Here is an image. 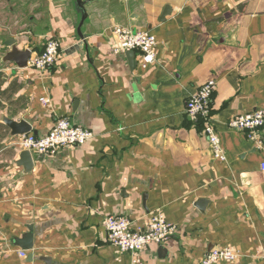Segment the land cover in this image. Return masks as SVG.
Instances as JSON below:
<instances>
[{
	"label": "crops",
	"instance_id": "obj_1",
	"mask_svg": "<svg viewBox=\"0 0 264 264\" xmlns=\"http://www.w3.org/2000/svg\"><path fill=\"white\" fill-rule=\"evenodd\" d=\"M85 1L82 24L75 0H0V264H135L104 218L156 211L174 233L145 248L143 264H199L221 246L240 251L235 264H264V145L227 124L264 108V0ZM115 25L154 33L155 63L131 67ZM50 38L60 56L49 69L8 58ZM209 80L226 161L186 114ZM62 116L95 136L55 155L14 144L11 123L41 136Z\"/></svg>",
	"mask_w": 264,
	"mask_h": 264
},
{
	"label": "built area",
	"instance_id": "obj_2",
	"mask_svg": "<svg viewBox=\"0 0 264 264\" xmlns=\"http://www.w3.org/2000/svg\"><path fill=\"white\" fill-rule=\"evenodd\" d=\"M114 50L117 52L134 51L138 64L147 68L156 61L157 37L148 30H136L123 25L112 28ZM60 56V42L50 38L44 49L30 57L28 67L35 70H46L52 67ZM216 81L209 80L192 93L186 104V114L203 125L204 134L209 140L212 153L216 159L227 160L216 126L212 109L213 94ZM43 106L51 103L49 97L41 99ZM228 126L247 132L248 138L258 147L264 145V108L252 112L238 114L228 120ZM95 133L87 128L73 123L69 117L57 119L53 127L45 135L34 133L20 134L14 141L19 148L36 152L41 155H55L62 149L72 148L87 143ZM264 169V163H262ZM107 239L110 244L118 246L123 252L133 255V263L143 264L140 253L150 245H160L166 242L174 233V226L170 224L162 211H156L139 223L129 217L108 215L104 218ZM26 257V252H20ZM241 259V253L232 246L215 247L208 251L199 264H235Z\"/></svg>",
	"mask_w": 264,
	"mask_h": 264
},
{
	"label": "water",
	"instance_id": "obj_3",
	"mask_svg": "<svg viewBox=\"0 0 264 264\" xmlns=\"http://www.w3.org/2000/svg\"><path fill=\"white\" fill-rule=\"evenodd\" d=\"M86 1L85 0H75V7L76 10L78 11V13H80L82 15V24L84 23L85 19L87 18V12H86ZM171 13V9L169 6H167L162 15H161V21L165 20L166 17L168 15H170ZM80 37L81 39L84 41V35L80 30ZM86 43V41H84ZM86 47L88 48V45H86ZM127 58L129 60V63L131 65V67L135 66V52L134 51H127L126 52ZM31 57V51H23L20 52L17 49H15L14 51H12L11 53H9L8 58L14 61H17V63L21 66V67H25L26 65H28V60ZM10 127L12 128V130L15 133L18 134H24V133H29L32 131L31 125L29 123H27L26 121H22L20 123H11ZM25 154H27V157L30 156L29 152H25Z\"/></svg>",
	"mask_w": 264,
	"mask_h": 264
},
{
	"label": "rangeland",
	"instance_id": "obj_4",
	"mask_svg": "<svg viewBox=\"0 0 264 264\" xmlns=\"http://www.w3.org/2000/svg\"><path fill=\"white\" fill-rule=\"evenodd\" d=\"M29 133H31V132H29ZM40 136V135H39ZM42 136V135H41ZM114 246V245H113ZM120 252H123V251H121L120 249H119V247L118 246H115ZM126 253H128V252H126ZM223 264H227V263H223Z\"/></svg>",
	"mask_w": 264,
	"mask_h": 264
},
{
	"label": "trees",
	"instance_id": "obj_5",
	"mask_svg": "<svg viewBox=\"0 0 264 264\" xmlns=\"http://www.w3.org/2000/svg\"><path fill=\"white\" fill-rule=\"evenodd\" d=\"M1 129V128H0Z\"/></svg>",
	"mask_w": 264,
	"mask_h": 264
}]
</instances>
